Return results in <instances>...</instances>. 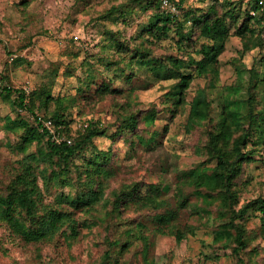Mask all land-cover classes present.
<instances>
[{
	"label": "rangeland",
	"instance_id": "1",
	"mask_svg": "<svg viewBox=\"0 0 264 264\" xmlns=\"http://www.w3.org/2000/svg\"><path fill=\"white\" fill-rule=\"evenodd\" d=\"M174 2L0 0V264H264V0Z\"/></svg>",
	"mask_w": 264,
	"mask_h": 264
},
{
	"label": "trees",
	"instance_id": "2",
	"mask_svg": "<svg viewBox=\"0 0 264 264\" xmlns=\"http://www.w3.org/2000/svg\"><path fill=\"white\" fill-rule=\"evenodd\" d=\"M255 1L257 2L258 0ZM209 17L210 14H208L207 12L205 15H203V17L200 18L199 21L202 24L201 25L202 33L208 36L213 41V43L212 45L209 46H202V48L200 49L201 58L199 60L192 59L191 64L196 65L198 69H204L206 65L210 64L217 57V55L220 54V52L223 49V39L228 34V26L224 23V21L221 18L215 17L214 19H208ZM184 86L185 83L182 79V81H180L175 86V91L177 95L181 94L183 89L182 87ZM3 91L6 94L17 93V96L14 100L16 106L25 110L31 116L34 117V112L25 103V95L21 90L5 87L3 88ZM35 120L37 121L36 117ZM130 123L132 125L133 121L130 120ZM37 125L42 127L43 134L49 136V131L46 128H44L40 122H37ZM99 135H101L100 132L90 130L81 140L76 141L74 143L68 144L66 141L56 143L53 140L49 139L47 140V146L50 152L55 157H57L62 163L67 164L68 160L72 158L87 141ZM234 172L235 169L231 168L228 174L225 175V190L228 193L230 190L229 187H230L231 178L234 175ZM252 205H256L257 210L264 216V198H257L256 200L253 201ZM241 235L242 233L239 231L236 237L237 246L233 248L234 255L236 256V264H244L243 260L239 257V251L245 247Z\"/></svg>",
	"mask_w": 264,
	"mask_h": 264
},
{
	"label": "built area",
	"instance_id": "3",
	"mask_svg": "<svg viewBox=\"0 0 264 264\" xmlns=\"http://www.w3.org/2000/svg\"><path fill=\"white\" fill-rule=\"evenodd\" d=\"M161 7L165 9L167 12L174 14L177 12L176 4L174 0H161ZM43 127L46 128L48 131H50V128L52 126L51 121H42ZM68 144H70V141H67Z\"/></svg>",
	"mask_w": 264,
	"mask_h": 264
}]
</instances>
